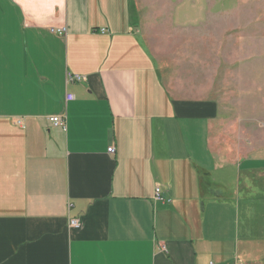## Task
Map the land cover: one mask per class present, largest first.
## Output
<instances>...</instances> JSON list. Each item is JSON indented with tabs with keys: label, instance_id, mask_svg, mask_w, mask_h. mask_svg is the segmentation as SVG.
Wrapping results in <instances>:
<instances>
[{
	"label": "crops",
	"instance_id": "0c3cea01",
	"mask_svg": "<svg viewBox=\"0 0 264 264\" xmlns=\"http://www.w3.org/2000/svg\"><path fill=\"white\" fill-rule=\"evenodd\" d=\"M139 1L0 0V264H264V177L172 94Z\"/></svg>",
	"mask_w": 264,
	"mask_h": 264
},
{
	"label": "rangeland",
	"instance_id": "374dc122",
	"mask_svg": "<svg viewBox=\"0 0 264 264\" xmlns=\"http://www.w3.org/2000/svg\"><path fill=\"white\" fill-rule=\"evenodd\" d=\"M139 3L142 34L172 94L216 105L221 150L252 159L263 183L264 0Z\"/></svg>",
	"mask_w": 264,
	"mask_h": 264
},
{
	"label": "built area",
	"instance_id": "2783aa9c",
	"mask_svg": "<svg viewBox=\"0 0 264 264\" xmlns=\"http://www.w3.org/2000/svg\"><path fill=\"white\" fill-rule=\"evenodd\" d=\"M106 29H102V32H105ZM60 34H63V33H66V28L63 27L60 31ZM82 79V76L81 75H68V81H79ZM66 98H67V101H70V100H73L75 98L74 94L71 93V92H68L67 95H66ZM50 122L54 125V126H61L63 127L64 129H66V115H54V116H51L49 118ZM115 151V148L114 147H109L108 148V152L110 153H114ZM155 192H156V199L158 200H166L167 202H171L172 200L170 198H167L165 199L163 197V194H162V188L160 186H157L156 189H155ZM71 225L72 226H77L78 225V222L76 219H72L71 220ZM213 264V263H211Z\"/></svg>",
	"mask_w": 264,
	"mask_h": 264
}]
</instances>
